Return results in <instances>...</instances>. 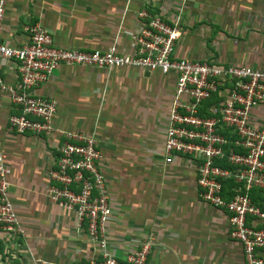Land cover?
<instances>
[{"label":"crops","instance_id":"0c3cea01","mask_svg":"<svg viewBox=\"0 0 264 264\" xmlns=\"http://www.w3.org/2000/svg\"><path fill=\"white\" fill-rule=\"evenodd\" d=\"M140 9L178 25L176 57L264 69V0H5L0 38L19 45L24 28L38 24L55 47L104 51L115 44L127 54ZM0 73L13 81L14 63L0 61ZM173 84L138 69L59 66L34 94L57 103L58 131L96 140L111 211L107 249L115 259L150 240L146 264H243L240 246L227 237L226 213L198 200L192 163L163 162ZM15 112L0 93V151L22 230V237L0 232V264L86 263L95 248L73 213L46 199L61 137L14 134L7 118Z\"/></svg>","mask_w":264,"mask_h":264},{"label":"built area","instance_id":"2783aa9c","mask_svg":"<svg viewBox=\"0 0 264 264\" xmlns=\"http://www.w3.org/2000/svg\"><path fill=\"white\" fill-rule=\"evenodd\" d=\"M4 8L5 0H0V33ZM135 16L139 28L130 37L127 54L115 44L104 51L55 47L38 24L24 28L25 40L19 45H7L0 38V61L15 65L13 81L0 73V93L16 111L7 118L8 128L19 136L60 135L55 165L47 172L46 199L72 212L95 248V255L83 264H146L150 240L122 260L108 252L105 228L111 211L96 140L58 131L53 125L57 103L34 91L59 66L138 69L172 77L163 162L181 157L192 163L198 200L226 213L227 237L240 246L243 264H264V69L176 57L178 25L145 9ZM7 174L0 151V232L22 237L9 200Z\"/></svg>","mask_w":264,"mask_h":264}]
</instances>
